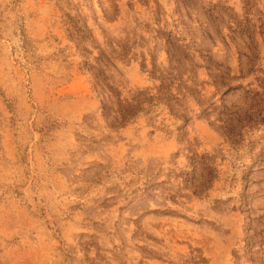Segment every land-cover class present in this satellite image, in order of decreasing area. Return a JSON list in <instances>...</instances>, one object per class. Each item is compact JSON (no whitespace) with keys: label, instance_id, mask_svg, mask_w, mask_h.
<instances>
[{"label":"rangeland","instance_id":"1","mask_svg":"<svg viewBox=\"0 0 264 264\" xmlns=\"http://www.w3.org/2000/svg\"><path fill=\"white\" fill-rule=\"evenodd\" d=\"M0 264H264V0H0Z\"/></svg>","mask_w":264,"mask_h":264}]
</instances>
